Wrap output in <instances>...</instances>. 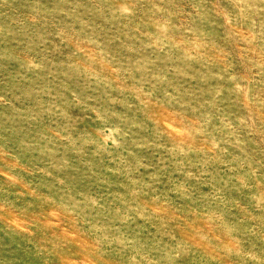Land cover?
Wrapping results in <instances>:
<instances>
[{"label":"rangeland","instance_id":"1","mask_svg":"<svg viewBox=\"0 0 264 264\" xmlns=\"http://www.w3.org/2000/svg\"><path fill=\"white\" fill-rule=\"evenodd\" d=\"M0 264H264V0H0Z\"/></svg>","mask_w":264,"mask_h":264}]
</instances>
